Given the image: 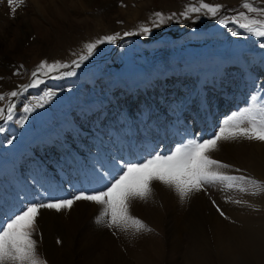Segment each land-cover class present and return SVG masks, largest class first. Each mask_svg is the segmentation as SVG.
<instances>
[{"label": "rangeland", "instance_id": "374dc122", "mask_svg": "<svg viewBox=\"0 0 264 264\" xmlns=\"http://www.w3.org/2000/svg\"><path fill=\"white\" fill-rule=\"evenodd\" d=\"M36 1L42 6H50L49 0H24L23 4L17 7L13 13L11 8L16 7V5L9 6L8 0H0V95H5L6 97L4 101H0V108L7 107V93L19 91V86L31 83L33 79L31 74L42 61H47L48 63L59 61L71 64L73 60L78 59L80 54H86L84 49L86 43L94 42L108 35L119 34V38L115 44L105 43L99 45L97 54L86 61L79 69H76V76L58 79L51 78L52 81L50 79V82L39 77L43 79L44 83L37 88H30L27 92H23L17 100L13 98L12 102L16 106L14 119L13 121L1 120L0 125V169L12 164L17 155L20 156V154L25 152L28 144V153L33 155L32 159L27 160L28 158L26 157L17 158L15 164H12L9 168L11 171V168L14 167L12 173L16 183L20 184L22 182L26 185L30 191H26L25 187L24 192L30 193L31 196L34 195L36 189L47 191L46 188H48L49 190L47 182L39 176L41 163L37 158L39 154H42L40 151L41 144L53 132H62L64 128L66 130L68 127L72 132L78 129L92 133V131L96 132V130H93L95 128L93 122H99L100 125L102 123L103 127L106 126V131H102L100 134L113 137L111 142H107L108 144L113 143L115 140L124 141L125 139L130 145L134 135L127 136V133H125V136L122 134L121 138L120 133L115 134V131H117V128H115L117 125L115 124H118L123 131L124 128L131 130L133 129V115L136 116V120L141 124L138 127L140 131L144 130L143 127L145 129L146 127H151L152 131H155V129H158L159 132L161 131L160 136H163L165 132H168V134L172 132L171 126L174 124L177 115L179 118H183L186 126L190 125L194 121L195 115L200 113L203 107L201 105L202 97H199V101H196L194 108L191 106L187 107V115L184 114L185 109L182 108L183 105L188 104L193 92H196L195 90H190L191 86L198 89L200 85L201 78L197 77V73L193 75L195 73L193 68L196 65L203 63L205 70H203V73H206L204 74L205 78L209 80L213 76L209 80V84L212 86L217 85L218 90L212 88L215 93L210 92L206 94V97L210 100V103H208L209 108L211 106L212 108H217V115L213 119L216 120L218 125L211 133H208L207 130L204 132L207 126L198 127L196 124L193 128L188 126L187 131L182 136L183 140H178L179 142L176 143L173 142L176 139L175 137L170 140L166 139L167 147L170 149L162 151L158 147V150H155L152 154L157 152L168 154L175 146L186 142L190 138L200 139L202 135L203 138L205 136L210 138V134L213 136L224 119L231 117L241 109L250 107L254 102V97L257 102L264 101V47H261L264 44V38L255 37L235 24L229 23L227 27H224L218 22L207 27L202 26L198 29H192L189 33H185V35L176 39L157 36L166 29L169 31L171 28L181 25L180 23L191 21L200 24L204 22V18H212L210 16L192 14L190 18L185 19L180 15L187 5L196 3V0H84L82 2L84 6L78 3L77 0H67L66 4L56 0L59 12L57 13L54 10L52 12L51 10L47 15L40 11V5ZM204 2L211 5H220L221 11L226 8L227 14L220 18H231L240 12H245L251 18H256V14L247 13V10L241 7L245 0H204ZM249 2L256 7L264 8V0H249ZM156 13H161L165 17V22L159 27H156L154 23L157 21ZM169 16H172L171 20L167 19ZM141 26L149 27L151 33L149 35L142 34L140 32ZM233 31L237 32L238 35L233 36ZM125 32L133 34L125 36ZM243 66L254 73L252 87L257 88L258 93L252 91L249 96L244 95L245 77L243 74L245 71ZM160 72L165 73V76L170 75V79L160 82L161 85L167 84L170 86L168 91L165 92L166 94L169 92L171 96L175 97L173 100L169 99V104H176L177 102L180 103L179 107L182 108L170 115L167 113L169 115L165 116L167 122L164 123V120H162L164 124H159L161 115H157V117L152 112L154 106L159 107V102L154 100L153 97L160 98L157 97L159 95H154L148 88L147 92L144 91L146 94L143 93L142 96L140 95L143 91L132 92L135 86L137 88L140 87V84L136 82L138 76L146 77L147 75L148 77L152 76V74L159 75ZM217 75L223 76L225 80L221 88ZM131 81H133L132 84L130 83ZM47 92L53 94L48 103L44 104L43 107L36 108L31 113H24L23 109L25 106L35 104ZM166 94H162L164 98ZM134 96H138L139 99L135 100ZM196 97H194L195 100ZM95 100L96 102H101L102 109H106V112H109V117H106L108 114L105 111L96 112L91 110ZM104 101H106L107 106ZM161 111L166 113V107L162 106ZM97 114L105 118H100ZM145 118L148 119L146 120ZM21 119H24L23 125L19 123ZM209 119L208 115V122ZM200 121L198 122L199 125L201 124ZM213 123L216 124L214 120ZM190 131H192V135L189 136ZM138 133L145 138L142 132ZM66 134V144H70L72 148L77 150L78 144L73 141V136L75 137V135L69 134V132H66ZM87 137L92 139V141H88ZM79 138H81L80 142H83V136L81 135ZM99 138L100 136L95 133L86 136L84 141L88 142V148L80 150L82 154H99V142L97 144L91 143L99 140ZM32 140L35 141L31 142ZM104 140H107V138ZM35 144L40 146L39 151L34 149ZM55 145H58L56 141L45 153L51 162L49 150ZM31 146L33 153L30 152ZM58 146L63 148V146ZM63 150L66 153L69 152L68 147ZM121 150L124 152V142H121L119 149L115 151L120 156V159L117 160L124 163V158L126 157ZM53 151L54 148L51 153ZM107 156L110 157V154H107ZM57 159L61 158L57 157ZM84 159L86 158L84 157ZM111 159L116 160L114 156H111ZM20 160L23 162L20 163ZM73 161V157L69 158L70 163ZM76 161L78 162L77 159ZM86 161L89 162L88 159ZM109 162L111 163L112 161L109 160ZM31 163L37 164L38 171L30 172ZM116 164L112 163L111 166H116ZM18 166L19 168H17ZM17 169L25 170V174L16 177ZM10 171L8 170L7 172ZM257 181L264 185L263 178ZM50 182L58 185L56 177ZM73 183L76 184L74 181ZM0 185L4 188L6 187V182L4 180L0 181ZM63 186L64 184L58 185V189H64ZM249 193L253 201L259 197H264V191L256 195ZM247 194L241 193L240 195L247 196ZM50 198L52 199L53 196ZM16 200H19V202L25 201L24 197L19 195L16 196ZM42 200L43 198H40L38 202H42ZM24 206L20 207L18 212ZM249 208L251 209L239 215L241 217L245 215L247 221L263 225L264 209L254 205ZM10 209H15V207ZM39 219L40 215L37 217V228L34 237L38 241V252L47 261V264H53L45 252ZM153 234L161 239L162 242L167 243L166 235L163 236L161 232L157 231ZM58 239L60 241L58 240L57 245L66 248L67 244L64 238L58 235ZM104 248L110 249L111 244L107 243ZM186 252L187 244L172 261H178L177 263L181 264L184 258L182 256H185ZM165 259L164 264H171L168 262L167 257ZM206 260H208L206 264H220L217 255H208ZM131 262V264H137L135 257L132 256Z\"/></svg>", "mask_w": 264, "mask_h": 264}, {"label": "bare ground", "instance_id": "6f19581e", "mask_svg": "<svg viewBox=\"0 0 264 264\" xmlns=\"http://www.w3.org/2000/svg\"><path fill=\"white\" fill-rule=\"evenodd\" d=\"M49 1L50 6H42L36 1V3L40 5V11L44 15L49 14L51 10L52 12L56 11L58 13L59 8L56 4V0ZM60 1L62 4H66L67 0ZM77 1L84 6L82 3L84 0ZM188 27L189 25L185 24L178 25L167 31V34L173 33L179 35L185 32ZM167 37H172V34ZM202 64L196 65L193 68V72H195L193 75L197 73V77L201 78L199 91L207 101V106L205 108L207 110L206 112H209L208 115L210 118V125L208 127H210L209 130L212 132V129L216 126V124L213 123V118L217 115V108H212V106L209 108L208 103H210V100L207 99L206 94L212 92V88H215V90H218V88L217 85L215 87L209 84V80H211L213 76L210 77V75L209 80L205 78L204 74L206 73H203L204 67ZM244 71V95L249 96L252 91L258 93V89L252 87L254 73L250 72L246 67H244ZM167 76L169 77L170 75L165 76V73L162 72H160L159 75L152 74V76L148 77L147 75L146 77L142 75L138 76L136 82L140 84V87L137 88L135 86L132 92H144L147 88L161 90L162 87L158 84L157 80H159L160 77L162 80L163 78L165 80L168 78ZM217 76L221 88L225 80L223 76ZM45 79L50 81L51 78L45 77ZM130 83L132 84L133 81ZM91 110L104 112L101 102H96V100L91 106ZM200 120L199 118L198 122ZM95 125L100 131L101 128L98 126V123ZM178 125L179 122L176 124L175 129L180 130L181 128ZM138 126L140 127V123L137 124V127ZM67 128L66 130L64 128L62 132H53L47 136L41 144L40 151L42 154H39L37 158L41 163L39 176L47 182L46 184L49 187L50 194L56 195H52V199L59 198L60 196L70 197L71 192L63 188L58 189V185L51 184L50 181L55 178L54 174L56 172L48 167L51 161L45 154L47 153V149L53 145L52 143L54 141H56L58 145L63 146V148L64 144L67 146L70 145L65 142L67 136L66 132H69V134L72 133L75 135V137L73 136V141L78 144V150H84L86 147L84 144L88 143L84 140L86 136L91 133L78 129L72 132ZM143 128L147 136H154L148 129H145V127ZM178 133L180 135V132ZM81 135L83 136V142H80L81 138L79 137ZM210 137H212L211 134ZM166 139L167 138H161L165 144L163 145L165 146L163 147L165 150L168 149ZM205 139H207L206 136ZM134 140L133 151L135 152V160H132V163L137 162L141 158H145L150 148L153 146V144H151L152 141L143 140L138 135ZM104 146L108 147L109 145L108 143H104ZM70 150L72 151L75 149L71 148ZM75 151L77 152V150ZM30 152L33 153L32 146ZM211 155L218 161L231 165L230 170H224L227 174L243 175L255 180L264 179V142L248 140L219 142V150L211 153ZM72 157L78 160L77 164L79 169L82 168L84 170V168H88L84 164L85 161L82 155L80 156L78 154L75 156L72 154ZM97 161L96 158V161H94V165L96 166L91 176L88 178L87 172L85 175L80 173L84 179L82 176H78L77 178L79 180L76 184L73 183L74 180H70L69 175L66 176V174H64V170L57 171L58 177L56 178L58 179V184H63L64 181H67L73 191L79 190L78 184L83 180L87 185V190L103 187L107 179H109V175L102 171L103 168H101L102 166H98ZM21 162L23 161L21 160ZM111 165L108 170L112 174L121 167L119 163L113 167ZM17 168H19V166ZM13 169L14 167L11 168V171H13ZM237 169H239L238 172L236 171ZM23 174H25V170L17 169L15 176H22ZM153 188L154 193L152 199L147 203L135 201L131 206V214L141 219L152 229L151 232L143 233L135 238L118 232L114 235L113 230H109L106 227H98L94 219L100 209L99 206L92 202L77 201L70 210H62L59 213L55 210L41 209L40 219L38 220L42 233L41 238L44 240L45 252L51 262L53 264H131V258L133 256L137 264H164L163 262H165L164 260H166V257L171 264H179L177 263L178 261L175 262L172 260L175 256L179 255L180 251H182L187 244V252L185 256H182V258H184L181 264H206L208 261L206 257L208 255H217L220 264H264V224L257 225L254 222L247 221L245 215L242 217L239 215L251 209L249 207L253 205L264 209V197H259L253 201L250 198V193H248L247 196H243L240 195L241 193L238 191H223L219 187H212L209 188L211 191H209V189L207 190V194H205V192L197 193L192 196L190 201L181 204L178 196L167 187L158 182H154ZM48 196L49 198L44 201L51 199L50 197L52 196ZM236 200L241 201V203L232 202ZM213 201H215V205ZM217 206L224 212L228 219L220 215L217 211ZM2 212L3 211L0 210V213ZM12 212V209H10L8 214ZM155 231L161 232L163 236L166 235L167 243L157 238V236L153 234ZM58 235L64 238L67 244V247H65L68 251L63 246L59 247L57 245L58 240L60 241ZM107 243L111 244L110 249L104 248V245ZM75 255L77 257L76 259Z\"/></svg>", "mask_w": 264, "mask_h": 264}, {"label": "snow or ice", "instance_id": "6c2138e0", "mask_svg": "<svg viewBox=\"0 0 264 264\" xmlns=\"http://www.w3.org/2000/svg\"><path fill=\"white\" fill-rule=\"evenodd\" d=\"M23 2L24 0H8L9 6L16 5L11 8L13 13ZM241 7L246 9L247 13L256 14V18L240 12L231 18H219L218 23L224 27L232 23L255 37L264 38V8L254 6L249 0H245ZM220 11V5L196 0V3L187 5L180 15L185 19L190 18L192 14L210 16L215 19ZM155 16L157 17L155 26L159 27L165 22V17L161 13H156ZM167 19L171 20L172 16ZM140 32L149 35L151 29L141 26ZM132 34L124 33L125 36ZM232 35L235 36L238 33L233 31ZM118 38L119 34L108 35L86 43L84 45L86 54H80L71 64L42 61L32 72L31 83L19 86V91L7 93L8 104L6 108H0V120L13 121L16 107L12 102L13 98H18L28 89L37 88L44 83L39 77L58 79L76 76V69L97 54L99 45L115 44ZM261 47H264V44ZM63 69L69 70L62 71ZM52 96L51 92L45 93L35 104L25 106L24 113L28 114L36 108L43 107ZM5 99V95H0V101ZM253 101L250 107L241 109L224 119L212 137L190 138L175 146L168 154L157 152L135 163H126L114 174L110 173L109 179L101 188L80 190L69 198L28 203L6 222L0 224V264H47V261L39 254L38 241L34 238L37 217L41 214V209L55 210L59 213L62 210H70L77 201L92 202L100 209L94 219L98 227L113 230L114 235L118 232L135 238L143 233L151 232L152 229L131 214V206L135 201L147 203L152 199L154 182L173 191L181 204L190 201L197 193L207 194V190L212 187H219L223 191L251 192L253 195L264 191V185L260 181L243 175L227 174L224 170H230L231 165L218 161L211 155L219 150V142L239 140L264 142V101L257 102L255 97ZM202 104L206 107L207 101H202ZM19 123L23 125L24 119H21ZM236 171L238 172L239 169ZM232 202L241 203L239 200ZM213 204L215 205V201ZM217 211L228 219L218 206Z\"/></svg>", "mask_w": 264, "mask_h": 264}]
</instances>
